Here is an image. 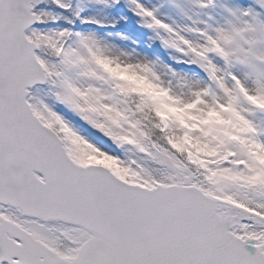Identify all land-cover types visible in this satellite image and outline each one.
<instances>
[{"label":"snow or ice","instance_id":"snow-or-ice-1","mask_svg":"<svg viewBox=\"0 0 264 264\" xmlns=\"http://www.w3.org/2000/svg\"><path fill=\"white\" fill-rule=\"evenodd\" d=\"M130 3L0 0V264H264V0Z\"/></svg>","mask_w":264,"mask_h":264},{"label":"rangeland","instance_id":"rangeland-1","mask_svg":"<svg viewBox=\"0 0 264 264\" xmlns=\"http://www.w3.org/2000/svg\"><path fill=\"white\" fill-rule=\"evenodd\" d=\"M76 2L77 0H73L74 6ZM109 2L110 6L90 5L82 12L83 16H95L103 21L105 27L80 25L78 21L76 27L84 31H95L98 35L117 44L124 50H135L148 55L149 58L159 56L167 60V54L159 42L152 39L151 30L143 27L141 18L133 13L130 0H120L118 5H111V0ZM142 2L147 4L149 0H142ZM121 36L124 38L122 39Z\"/></svg>","mask_w":264,"mask_h":264}]
</instances>
